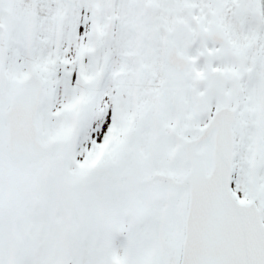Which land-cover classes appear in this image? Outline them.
<instances>
[{
	"label": "snow or ice",
	"instance_id": "obj_1",
	"mask_svg": "<svg viewBox=\"0 0 264 264\" xmlns=\"http://www.w3.org/2000/svg\"><path fill=\"white\" fill-rule=\"evenodd\" d=\"M0 264H264V0H0Z\"/></svg>",
	"mask_w": 264,
	"mask_h": 264
}]
</instances>
